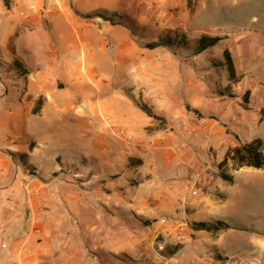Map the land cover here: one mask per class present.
<instances>
[{
    "label": "rangeland",
    "instance_id": "1",
    "mask_svg": "<svg viewBox=\"0 0 264 264\" xmlns=\"http://www.w3.org/2000/svg\"><path fill=\"white\" fill-rule=\"evenodd\" d=\"M6 1L10 9L11 0ZM0 3L6 8L2 0ZM84 6L81 2L77 9ZM69 8L77 13L70 2ZM93 13L79 17L92 20L96 17L86 16ZM116 14L121 19L116 18V24L108 23L129 31L133 49L116 55L122 65L95 68L92 76L96 91L105 98L116 95L118 100L121 96L128 99L126 105L133 108L134 125L130 128L116 121L112 125L114 134L108 135L113 144L101 145L97 132L100 122H108L109 116L100 117L97 109L93 110V99H75L72 117L82 119L90 130V141L83 142L70 116L52 121L50 131L55 140L59 139L52 155L60 169L42 180L24 168V174L36 177L33 182L48 185L44 193L31 196L32 201L22 194L0 196L6 224H33L37 236L32 249L38 264H206L208 255L215 264H224L223 247L232 255L230 263L245 257L244 261L252 264L257 261L253 258L257 255L254 240L264 239V166L235 170L228 161L222 171L233 181L227 182L219 178L218 164L227 149L237 144L235 138L244 143L259 137L264 145V0H144L133 6L123 5ZM202 36L220 40L196 53L194 46ZM147 44L156 45L149 49ZM225 49L240 77L235 85L229 84L219 65ZM14 53L13 38L9 43L12 58H0V83L6 89L0 92L3 124L7 116H20L18 102L26 93L24 74L12 68ZM102 60L113 61L115 56L103 52ZM87 92L89 89L82 86V93ZM120 101L117 106L124 109L126 105ZM242 114L247 120L242 118L237 128V118ZM256 120L263 121L259 127ZM4 125L7 133L0 131V152L5 170L13 173L25 159L15 152L21 151L19 145L23 143L31 144V149L32 139L11 141L20 126L15 121ZM197 126L204 131L199 151L209 156L210 163H205L197 180L189 175L188 187L192 189L188 190L192 196L203 194L213 200L208 214L214 220H203L208 229L199 228L198 223L203 222L181 219L178 204L168 215L158 214L153 205L144 215L133 198L142 197L144 187L139 185L146 179L157 150L162 148V154H188L191 147L186 138ZM120 130L124 135H119ZM126 136L132 141L127 142ZM262 153L264 156V147ZM109 157L117 162L110 176L100 164L101 159L109 161ZM144 157L150 163L145 167ZM105 166L111 168L107 162ZM217 221L231 227L223 235L225 241L217 231L226 228L215 229ZM206 238L219 243L210 248ZM17 245L6 243L1 247L9 253ZM177 246L178 251L166 259L165 255Z\"/></svg>",
    "mask_w": 264,
    "mask_h": 264
},
{
    "label": "crops",
    "instance_id": "2",
    "mask_svg": "<svg viewBox=\"0 0 264 264\" xmlns=\"http://www.w3.org/2000/svg\"><path fill=\"white\" fill-rule=\"evenodd\" d=\"M142 1L144 0H11L10 9L4 8L0 3V58L5 60L12 58L9 56V43L14 38L13 56L24 65L27 72L24 75L26 93L18 102L20 116H7L4 121L5 123L15 121L20 126V129H17L18 134L13 135L11 141L25 140V137L32 139L31 149L28 147L31 144L23 143L19 145L21 151L15 152L25 155V159L15 166L13 173L5 170V158L0 152V196L22 194L29 196L32 201L31 196L45 192L48 184L33 182L36 177L24 174V168L32 170L37 178L42 180L60 169L52 155L55 152L54 144L59 142L50 131L52 121H63L64 115L70 116L69 120L77 127L83 142L90 141L87 134L90 130L82 119L77 116L72 117V102L75 99L79 97L93 99L91 102L95 103L93 110L97 109L100 117L109 116V121L104 123L98 118L100 129L97 132V139L101 145L113 144L112 138L108 135L114 134L112 125L116 121L130 128L134 125L133 108L126 105L128 99L121 96L120 101L116 95L105 98L101 92L96 91L98 87L94 84L92 76L95 68L122 65L116 59V55L128 50L132 51L133 44L130 41L129 31L119 25H110L99 17L85 20L79 16L91 11L117 13L123 5L133 6ZM69 2L77 13L69 8ZM81 2L85 5L82 10L77 9ZM107 51L113 53L115 60L103 62L102 53ZM233 63L235 66L234 61ZM82 86L88 88L89 92L83 94ZM91 86L94 88L92 89ZM3 89L5 86L0 83V92ZM67 90H70L71 94ZM38 100L41 101L40 109L37 113H33ZM119 101L126 105L124 109L118 108ZM254 115H257L255 111ZM242 118L247 120L244 114L239 116L237 128L242 125ZM256 121L257 127L263 122ZM45 123L46 127H43ZM4 124L0 123V131L6 135ZM193 132L186 138L191 147L188 154L186 152L179 154L176 151L162 154L161 148L153 155L152 167H148L147 177L139 185L144 187L142 197L136 199L133 196L144 215L149 214L145 210H149L151 205L158 214L168 215L173 205L178 204L179 211L182 212L180 217L184 221L214 220L208 214L213 207V200L203 194L192 196L188 190L189 175L197 180L204 172L205 163H210L209 156L199 151L204 142L203 129L197 126ZM257 138L262 140L259 137L253 139ZM235 139L238 144V138ZM68 159L60 163H65ZM141 159L143 167L150 164L147 158ZM106 162L110 169L106 168ZM100 164H103L110 176L111 172L115 171L117 162L109 157V161L101 159ZM230 229L231 227L218 230L217 232H221L220 235L217 233L215 235L223 237ZM35 232L33 224L26 223L25 226H21L19 223L10 222L7 225L4 207L0 208V247L1 244L6 243L18 244L16 249L9 253L1 247L0 264H38L37 254L32 249V242L37 236ZM225 236L223 241L226 239ZM206 243V246L211 248L219 241L206 238ZM253 247L257 255L246 254L257 260L251 263L264 264V239L254 240ZM223 250L224 264H248L244 261L245 257H241L238 263H230L232 255L228 253L227 248L223 247ZM210 257L206 256V264H215Z\"/></svg>",
    "mask_w": 264,
    "mask_h": 264
},
{
    "label": "trees",
    "instance_id": "3",
    "mask_svg": "<svg viewBox=\"0 0 264 264\" xmlns=\"http://www.w3.org/2000/svg\"><path fill=\"white\" fill-rule=\"evenodd\" d=\"M4 6L8 9V2L6 0H2ZM93 17H99L102 20L109 22L111 24H116L115 19H121L119 16H117L116 13H108L105 11H96L93 14H90L86 16V18H93ZM220 39L217 37H208V36H202L198 39L194 46V50L196 53H200L202 51L208 50L215 46L217 42ZM156 44H147V48L152 49L155 47ZM223 62L219 65L224 68L227 80L230 85H235L239 83L240 77L236 74V69L231 57L230 52L225 49L223 51ZM12 68H14L16 71H19V73L26 75V69L24 65L17 59H12ZM245 97L244 99H246ZM41 101H37V104L33 110V113H37L40 109ZM263 150V142L260 139H253L250 142L247 143H238L232 148L227 149L222 161L218 164V176L223 181L232 182L233 177L230 175L225 174L222 171V168L227 164L228 161L232 162L234 164L235 170L248 167L253 169H261L264 166V156L262 153ZM131 162H136L138 164H141L139 160L130 159ZM216 228L219 229L222 228H230L227 224L217 221ZM198 226L200 229H208L207 226L204 223H198ZM179 246L175 247L172 252L165 255V258H170L176 251H178Z\"/></svg>",
    "mask_w": 264,
    "mask_h": 264
},
{
    "label": "built area",
    "instance_id": "4",
    "mask_svg": "<svg viewBox=\"0 0 264 264\" xmlns=\"http://www.w3.org/2000/svg\"><path fill=\"white\" fill-rule=\"evenodd\" d=\"M119 135H124V131L120 130V131H119ZM126 141H127V142H130V141H132V138H131V136H126ZM151 145L153 146V145H154V143L152 142V143H151ZM189 188H190V186H189ZM190 189H192V188H190ZM9 203H11V202L9 201ZM1 246H2L3 248L5 247V245H4V244H1Z\"/></svg>",
    "mask_w": 264,
    "mask_h": 264
}]
</instances>
